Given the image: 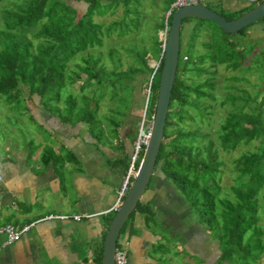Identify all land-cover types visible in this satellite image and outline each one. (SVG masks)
Returning a JSON list of instances; mask_svg holds the SVG:
<instances>
[{
	"label": "trees",
	"instance_id": "1",
	"mask_svg": "<svg viewBox=\"0 0 264 264\" xmlns=\"http://www.w3.org/2000/svg\"><path fill=\"white\" fill-rule=\"evenodd\" d=\"M146 1L0 0V96L3 101L9 108L13 103L19 107L20 103L35 96L42 112L54 117L59 124L78 122L88 131L99 123L95 114L103 98L107 96V100L113 102L121 91L130 89V94L140 95V102L145 97L144 106L138 103L135 108L142 109L143 125H150L163 38L174 11H169L170 5L175 0H164L160 15L153 16L156 24L145 31L141 30L139 21L143 19L141 3ZM70 2H80L83 12L79 14ZM239 2L242 4L227 13L217 6L221 1H217L214 8L204 5L230 21L261 1ZM118 7L122 16L104 22L105 18L115 15ZM166 11L169 13L164 18ZM259 22L264 23V17L254 23ZM246 28L248 26L237 33L243 34ZM140 32H147L145 40L139 41L143 47L135 49L120 44L115 47L114 44ZM229 36L208 21H181L177 65L154 171H159L165 186L175 195L173 199L183 202L188 213L195 211L204 231L211 232L217 240L216 260L236 258L241 264H249L256 262L264 253V230L258 223L260 215L264 217V91L256 93L257 90L253 89L254 94L250 97L244 89L228 86L229 90L236 92L226 93L219 103L220 106L228 105L229 109L215 131V141L208 139V133L202 131L203 124L207 125L206 110L209 109L204 100H214L212 91L217 66L230 73L251 71V67L241 65L246 56L235 51L233 44L221 47ZM121 52L131 61L125 69L120 68ZM75 60L77 62L73 63ZM149 60L156 65L149 66ZM253 69L264 84V70L255 65ZM226 80L250 85L243 77L231 75ZM74 84H77L75 91L71 89ZM65 87L71 92L67 90L66 96L61 98ZM132 101L134 110L133 97ZM23 108L29 112L27 105ZM51 108L54 114L50 115ZM109 111L110 116L120 119L109 121L114 145L110 148L115 156L105 159H114L109 162L110 167H119L125 174L134 154L139 125H131L132 132L120 131L127 120L125 114ZM110 116L102 119L107 120ZM195 120L197 124H194ZM30 143L28 159L39 147ZM241 146L250 149L241 150L227 161L221 159V155H230ZM143 149L144 146L140 145L132 163L129 182L135 175ZM65 156L73 159L66 150L56 154L50 148H42L39 158L48 159L46 164L51 159H64ZM227 165L231 177L230 184L224 186L221 183L226 178ZM148 187L119 234L127 237L136 235L137 230L132 225L136 214L141 217L145 229L156 221L159 209L146 198ZM111 218L109 216L104 222L106 226L101 230L100 242L93 251L94 264H100L102 240ZM166 250L163 245L152 248V252L160 256L166 254Z\"/></svg>",
	"mask_w": 264,
	"mask_h": 264
},
{
	"label": "crops",
	"instance_id": "2",
	"mask_svg": "<svg viewBox=\"0 0 264 264\" xmlns=\"http://www.w3.org/2000/svg\"><path fill=\"white\" fill-rule=\"evenodd\" d=\"M217 1H221L220 6L224 8L235 9L234 4H237L238 0ZM31 115L37 120L35 115ZM37 115L38 119L42 118V122H37L46 123L57 133L55 141L60 151L55 153L62 154L66 150L73 159L65 156L64 160L51 159V162L45 164L48 159H33L34 155L28 159L27 153L0 158V227L9 224L16 230L26 228L20 238L11 244L3 245L4 237L0 235V264H75L76 260H79L78 264H94L92 254L99 244L98 239L104 227L103 217L112 212L124 172L119 167H110L109 162L114 159H105L114 158L111 150L102 152L97 146L92 148L89 141L86 142L89 146L84 145L83 139H77L74 134L69 136L65 132L68 128L61 126L54 117L45 112ZM68 160L73 164H69ZM59 162L63 164L59 166ZM65 165L67 169H73L69 187L68 183L62 185L64 178L59 177V171L63 170L61 167ZM151 183L148 190L153 189V192L160 193L164 191L159 190L156 184L151 186ZM164 183L163 181L161 185L167 190ZM70 189L74 199L70 196ZM162 194L164 197L166 194V197L169 196L166 192ZM147 199L149 201L151 196ZM165 205L167 204L162 207ZM66 206L71 208L70 212L64 209ZM154 207H157V204ZM157 208L159 211L156 222L170 228L172 234L180 238L171 243L163 241L160 236L145 229L141 217L136 214L132 224L137 230L136 235L127 237L124 234L121 239L127 243L126 253L128 248L132 253L130 261H126V264L154 263L151 256L156 254L151 255L150 250L155 245L167 248L164 255L173 253V256L176 254V257H179L184 254L186 257L183 256V260L178 261V264H190V256L194 255L201 258V264H206L203 258L207 249L200 244L201 240L197 244L195 237L188 241L183 232L175 233L174 230L178 229L166 223V208ZM62 215L81 216V219L43 220L48 216ZM97 218H100L99 221ZM89 259L91 263L88 262Z\"/></svg>",
	"mask_w": 264,
	"mask_h": 264
},
{
	"label": "rangeland",
	"instance_id": "3",
	"mask_svg": "<svg viewBox=\"0 0 264 264\" xmlns=\"http://www.w3.org/2000/svg\"><path fill=\"white\" fill-rule=\"evenodd\" d=\"M238 1H237V4H234L236 5V7L242 4L241 2L239 3ZM163 2L164 0H152V2H150V0H147L144 3H141L142 5L141 8L143 12V15H142L143 19L141 22L139 21L141 30L146 31L148 30L150 26L153 27L156 24V23H153V21H155L154 20L155 17H158L160 15L162 11ZM70 4L78 11L79 14L83 12V9H82L83 5L80 2L78 3L70 2ZM203 4H209L211 7H213L217 5L218 3H217V0H206L205 2H203ZM217 6L224 9L225 13L234 10V8H230V7L224 8L220 5H217ZM154 15L155 17L153 18ZM121 16H122L121 9L120 7H118L115 15L105 18L104 22H107L108 19H116V18L119 19ZM225 16H228V14H225ZM166 17H167V11L164 14V18ZM0 28H1V24H0ZM146 33L140 32L139 34L134 35L132 38L126 39L124 40V42H119L114 45L115 47H117L116 45L120 44L121 46H127L128 48H135V49L141 48L143 46H140L139 41L145 40ZM227 39L228 41L223 43V46L221 47H226L229 44H233L232 48H234L235 51H239L241 54H245L246 56L244 58V62L241 63V65L251 67V71H248L246 73H241L239 71L230 73V72L225 71L222 66H217L216 68L217 72L214 76L215 88L212 91L214 100L212 101L204 100L205 106H209V109L206 110V113L208 115L207 125L203 124L204 127L202 126L203 127L202 131L208 133L207 138L213 141H215V131L222 123V120L224 119L229 109L228 105L220 106L219 103L225 97L226 93L236 92L235 90H229L228 86L235 85L236 87L240 89H244L250 97L253 96L254 94L253 92L255 90L253 89L257 90L256 93H259V92L261 93L264 91V84L258 80L257 72L253 69L255 65L256 67L257 66L261 67L264 70V59H262V57L264 56V23L263 22L253 23L251 26H248V28H246L243 34L241 35L238 33L231 34ZM112 41L115 42L114 39ZM197 49L199 50V46L197 47ZM230 50H226V51H230ZM121 58H122V65L120 68L125 69L127 65L131 63V61L126 56V54L122 52H121ZM74 62L76 63L77 60L73 61V63ZM260 62L263 65H261ZM148 65L155 66L156 64L153 63V61L149 60ZM231 75L237 76V77H243L247 79L250 85L244 83L243 81H240L237 84L227 81L226 78ZM135 84L138 85V83H135ZM76 88H77V84H74L71 86V89L73 91H75ZM67 90L71 92V90H69L68 87H65L60 94L61 98L66 96ZM133 94H134L133 92L130 94V89L121 91L118 97L117 98L115 97L114 100H112L113 102L108 101L107 100L108 97L105 96L103 100L100 102L99 109L97 110V113L95 114V119L98 120L99 123L95 126L93 125V128H90L88 131L85 130L86 126H81L77 124L78 122L76 123V122L68 121L67 124L65 123V124H60V125L68 128V130H65V132L69 136L71 134H74V136H76L77 139H81V140L83 139L85 142L84 145L89 146V144L86 143L87 141H89L91 142L90 146L92 148L97 146L98 149H100L102 152L103 150H111L110 147L113 145V142L111 140L110 129H112V126L109 125V121L120 119V117H115L113 115L110 116L109 110L111 109L113 111H117L121 113V115L125 114L124 117L127 120H126L125 125L122 126L120 130L122 131L123 129L124 132H132V130L130 129L131 128L130 126L131 125L133 126L136 123L140 125V122H141L140 118L141 119L143 118L142 109L140 110L139 107L138 108H135V107L138 103L139 104L141 103V106H142V104H144L145 97H143L142 99L143 103H142L140 102L141 100L140 95L138 93H136L135 95ZM23 95L26 97L25 94ZM132 97L135 103L134 104L135 106L133 105V107L135 108L134 110L132 108V102H133ZM37 103H38V98L34 96L30 101L26 100V102L24 101L23 104L20 103L19 107L15 106V103H13L11 105V108H9L8 104H6L3 101L2 96H0V158H2V156L6 158L8 156L12 157L11 154L15 156L21 155V154L25 155L24 153H27V149H29L31 145L30 142H32V144L34 145H37V146L39 145V147L33 153L34 155L33 159L39 158V155L42 153V148H50L51 150L54 151V153L60 151L59 146L55 141V139L57 138V133L54 130H52L51 127H49L46 123L43 124V123L37 122V120L42 122V118L38 119L37 114L38 113L42 114L43 112H45V111L42 112L41 110L42 108ZM26 105L29 108V112L27 113L23 110L24 109L23 107ZM50 110L52 112V108ZM31 113L35 115L37 120L31 115ZM51 114H54V113L52 112L50 113V115ZM104 116L106 117L110 116L111 119L109 118L107 120H104L102 119V117ZM73 117L74 115H72L71 118ZM138 118L140 122L138 121ZM194 124H197L196 120ZM148 126L150 125H147L145 127L147 128ZM80 128L82 129L78 131ZM76 138L73 137L74 140ZM244 149H250V147L247 148V147L241 146L239 147L237 151L233 152L230 155H221V159H223L224 161H227L229 157L233 158L237 156L239 152ZM68 162L69 164H73L71 160H68ZM62 164H63L62 162H59V166ZM228 167L229 166L227 165L226 172H225V174H227L226 178H223V181L221 183V185H223L224 183V186H227L228 184H230L229 177H231V174L227 172ZM61 168L63 170L59 171V177L64 178V181L61 182V184L65 185L66 183H68L67 187H69L72 174H73V171H72L73 169L72 170L67 169L66 165L62 166ZM151 178L153 179L151 186L153 184H156L157 187H159V190H162L163 186L161 184L163 183V180L160 176L159 171L157 172L153 171ZM163 192L168 193L169 196L166 197L167 194L165 195V197L161 196L163 195L162 194ZM163 192L162 193H160V191L153 192V189L148 190V193H150V195H147L146 198L151 196L153 205H155L156 203L157 207L164 208V209L166 208L164 210V214L166 211V214L168 215L167 217L168 219L166 220V223L178 229V230H174L175 233L183 232L184 235L187 236L186 239H189L188 241H191L190 239L191 237H195L197 244L201 240L200 244L207 249L206 256L205 258H203L206 264H236V262L238 264H241L240 262L237 261L236 258H233L232 260L223 259V261L221 262L219 260H216V257L218 255V248H219L217 244V240L213 237L211 232L204 231V227L200 225L198 214L195 211H191L188 213L187 207L183 204V202L173 199L175 195L173 194L172 191H170V189H167ZM72 194H73L72 189H70V196L73 197L74 199V195ZM164 204H167V205L162 207ZM64 209L67 210L68 212L71 211V208L67 206ZM113 213L114 212L109 213V215L105 217L102 223L104 224V222L107 220L109 216L112 217ZM97 219L99 221L100 218H97ZM258 223L260 224V227L264 230V217L262 215H260ZM182 225L185 226V228L187 227L188 230L184 229ZM103 226H106V224H104ZM147 230L153 235L160 236V238L163 241L166 240L168 243L177 241L180 238V236L172 234L170 228L168 229L162 226L160 223H157L156 221L154 223H150L149 227H147ZM121 239H123V235L119 234L116 240V245H120V243L122 242ZM99 242H100V237L98 239V243ZM155 247L156 245L153 248ZM127 251H128V255H127L128 261L127 262H129L132 253H131V249L129 248ZM150 251L152 252V250ZM151 255H154V253L152 252ZM81 256H82V253H81ZM183 256L185 255L180 254L179 257H176V254L173 256V253H169L168 255H164V256L163 255L151 256V258H153L154 260V263L152 264H178V261L183 260L182 259ZM190 259H191L190 264H201L202 263V260L199 256H196V255L190 256ZM88 262L91 263V260L89 259ZM78 263H79V260H76L75 264H78ZM249 264H264V253L258 258L256 262H252Z\"/></svg>",
	"mask_w": 264,
	"mask_h": 264
},
{
	"label": "water",
	"instance_id": "4",
	"mask_svg": "<svg viewBox=\"0 0 264 264\" xmlns=\"http://www.w3.org/2000/svg\"><path fill=\"white\" fill-rule=\"evenodd\" d=\"M262 17H264V1H261L251 10L230 21H226L224 18L205 7L202 3L179 7L170 15L168 30L163 38L158 87L147 141L144 145L135 175L106 228L102 242L100 264H113V253L119 231L133 211L136 203L144 194L151 180L155 168L156 155L162 139L170 91L177 65L179 27L181 21L183 19L208 21L217 26L222 33L231 35L251 25Z\"/></svg>",
	"mask_w": 264,
	"mask_h": 264
},
{
	"label": "built area",
	"instance_id": "5",
	"mask_svg": "<svg viewBox=\"0 0 264 264\" xmlns=\"http://www.w3.org/2000/svg\"><path fill=\"white\" fill-rule=\"evenodd\" d=\"M202 0H175L171 5H170V10H175L179 7L182 6H186V5H192L195 3H199ZM260 1H264V0H260ZM169 13V12H168ZM143 113V112H142ZM142 117L144 118V114L142 115ZM143 118L141 119L140 125L137 132V138L134 142V154L133 157L131 159V163L126 171V173L124 174L121 184L119 186L117 195H116V200L115 203L112 206V210H116L117 206L119 205V203L121 202L122 198L124 197V194L126 193L130 182H129V176L132 170V163L134 161V158L136 156V153L139 149V146L142 145L144 146L146 144L147 141V137H148V132H149V126L146 128L143 124ZM150 123V122H149ZM145 127V128H144ZM147 131V132H146ZM81 216H72V217H68V216H48L46 218H43V220L45 219H52V218H56L59 220H68L69 218L72 219L73 221H79ZM26 228L24 227L23 229L20 230H16L14 227H12L11 225H4L2 227H0V235L4 236V243L3 245L6 244H11L15 241H17L20 238V235L23 231H25ZM126 247H127V243L125 240H122V242L120 243V245H116L115 249H114V253H113V264H126L127 261V253H126Z\"/></svg>",
	"mask_w": 264,
	"mask_h": 264
},
{
	"label": "clouds",
	"instance_id": "6",
	"mask_svg": "<svg viewBox=\"0 0 264 264\" xmlns=\"http://www.w3.org/2000/svg\"><path fill=\"white\" fill-rule=\"evenodd\" d=\"M200 3V2H199ZM169 12V11H168ZM168 12H167V15H168ZM161 37H163V36H161ZM118 207V206H117ZM115 211V210H114Z\"/></svg>",
	"mask_w": 264,
	"mask_h": 264
},
{
	"label": "bare ground",
	"instance_id": "7",
	"mask_svg": "<svg viewBox=\"0 0 264 264\" xmlns=\"http://www.w3.org/2000/svg\"><path fill=\"white\" fill-rule=\"evenodd\" d=\"M128 254V253H127ZM128 259V258H127ZM128 261V260H127Z\"/></svg>",
	"mask_w": 264,
	"mask_h": 264
}]
</instances>
